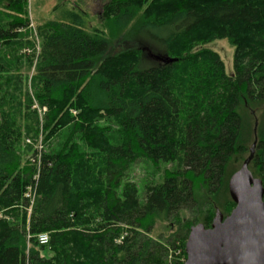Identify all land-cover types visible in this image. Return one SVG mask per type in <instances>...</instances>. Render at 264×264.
I'll use <instances>...</instances> for the list:
<instances>
[{
	"label": "trees",
	"instance_id": "16d2710c",
	"mask_svg": "<svg viewBox=\"0 0 264 264\" xmlns=\"http://www.w3.org/2000/svg\"><path fill=\"white\" fill-rule=\"evenodd\" d=\"M101 11L106 31L87 32L74 12L38 27L32 94L0 84V264H171L192 226L235 208L229 182L255 142L248 168L264 185V0H106ZM30 25L27 0H0V76ZM217 40L235 49L231 75L207 48ZM39 116L44 142L65 131V143L24 160ZM141 160L174 164L143 200L126 180ZM173 219L176 234L151 237Z\"/></svg>",
	"mask_w": 264,
	"mask_h": 264
},
{
	"label": "rangeland",
	"instance_id": "374dc122",
	"mask_svg": "<svg viewBox=\"0 0 264 264\" xmlns=\"http://www.w3.org/2000/svg\"><path fill=\"white\" fill-rule=\"evenodd\" d=\"M105 2L106 0H33L28 5L29 18L35 27V30L32 31L33 36L29 39L30 44L23 46L16 53L13 50L4 51L2 54L4 58L3 65L6 68L5 73L7 77L0 76V84L6 86L5 78H8V88L10 90L18 88L19 91L21 90L23 92L26 87H29L30 93L32 94V78L35 72L38 55L41 52V41L37 32L38 27L50 21H61L69 13L74 12L82 19L83 28L87 32L93 33L96 30L106 31L101 21L102 5ZM207 48L219 54L225 64L226 72L229 75L234 73L235 49L227 40H217L207 45ZM27 59H32V66L28 67ZM15 63L17 66L22 65L21 69H16L14 67ZM17 75H19L22 80V84H18L19 86L15 85L14 81V79L18 78ZM16 96H20V94H17ZM33 109L36 108L33 107ZM71 112L74 116L78 115L74 110ZM43 122V117L39 116L38 123H40V132L38 136H33L29 131L25 132L26 135L30 136L28 137L25 135L24 141H22L23 143L19 146L20 154L24 160H28L32 157L33 153L30 148L35 151L42 147L40 151L45 153L48 148L53 149L54 151H59L61 145H64L66 139L65 131L52 136L48 142H44L45 135L42 128ZM29 124H33V122H29ZM102 124H104V122H102ZM26 128L29 130L28 123L26 124ZM173 169L174 164H162L158 167H154L149 162L141 160L130 166L129 171L126 174V180L131 181L136 185L138 195L141 200H143L147 188L162 182L165 171ZM229 209L230 207H228L225 212L223 211V214L227 215ZM181 219L187 222V220L192 219V215L189 212H185L181 215ZM178 229L179 225L177 219L169 221L158 220L151 232V237L154 239L161 238L165 242L170 236L176 234ZM183 252L182 248L178 249L176 252L171 251L169 257L171 263L183 264L186 259Z\"/></svg>",
	"mask_w": 264,
	"mask_h": 264
},
{
	"label": "water",
	"instance_id": "95a60500",
	"mask_svg": "<svg viewBox=\"0 0 264 264\" xmlns=\"http://www.w3.org/2000/svg\"><path fill=\"white\" fill-rule=\"evenodd\" d=\"M143 51L161 65L177 62L169 56ZM255 147L256 142L247 162L229 182L236 205L230 215L224 217L218 211L210 228L203 224L190 228L185 264H264V185L248 168Z\"/></svg>",
	"mask_w": 264,
	"mask_h": 264
},
{
	"label": "built area",
	"instance_id": "2783aa9c",
	"mask_svg": "<svg viewBox=\"0 0 264 264\" xmlns=\"http://www.w3.org/2000/svg\"><path fill=\"white\" fill-rule=\"evenodd\" d=\"M27 1H28V5H29L33 0H27ZM30 28L32 30H35L33 23H31ZM34 107L39 111L40 115H43L47 111V109L45 107L40 108L37 104ZM28 142H30V141H28ZM40 149H42V147ZM40 149L38 148L39 151H40ZM33 192H34V190L32 189V187H30L28 189V192L26 193V197L30 198L32 200L31 205H33V202H34V199H33L34 193ZM1 218H2V214L0 213V219ZM37 240L41 246H46L49 243V236H48V234H41L37 237ZM185 262H186V259L184 260L183 264H185Z\"/></svg>",
	"mask_w": 264,
	"mask_h": 264
},
{
	"label": "bare ground",
	"instance_id": "6f19581e",
	"mask_svg": "<svg viewBox=\"0 0 264 264\" xmlns=\"http://www.w3.org/2000/svg\"><path fill=\"white\" fill-rule=\"evenodd\" d=\"M50 239V238H49ZM50 242V241H49ZM180 253V252H179ZM186 258V257H185ZM183 259V258H182Z\"/></svg>",
	"mask_w": 264,
	"mask_h": 264
}]
</instances>
